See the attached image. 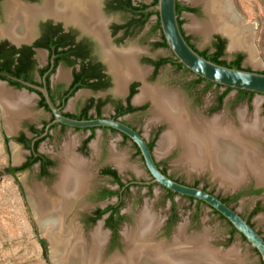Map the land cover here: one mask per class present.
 Here are the masks:
<instances>
[{"label": "flooded vegetation", "instance_id": "1", "mask_svg": "<svg viewBox=\"0 0 264 264\" xmlns=\"http://www.w3.org/2000/svg\"><path fill=\"white\" fill-rule=\"evenodd\" d=\"M8 1L11 0H0V27L3 28L9 26ZM15 1L41 10L36 19L32 20L30 35L23 34V37L19 38L22 40L18 41L9 36L0 37V85H4L12 94L27 96L31 103L27 105L25 114L16 116L19 127L13 133L12 139L21 146L25 158L20 166L11 167L14 171L10 174L29 172L32 178L35 173L38 186L48 189L47 191L55 196L57 194L54 192V185L60 179V169L68 162L70 156H78L80 161L84 159L86 163L81 162L91 177L86 191L76 199L73 210L66 219V225L72 223L78 226L90 244L91 232L102 223L103 229L108 233L102 256L106 254L110 258L114 254H121L128 246L125 243V230L136 228L138 225L133 213L123 211L131 188H146L150 195L158 185L138 186L132 185L134 181H140L137 178L124 180L121 172L124 168L120 169L115 163L116 135H119L123 142H130L134 146L147 172L148 169L138 146L123 133L110 127L79 129L54 123V113L49 108L42 89L47 90L54 106L67 118L78 121L114 120L133 128L147 141L156 164L163 173L182 184L201 188L199 183L191 184L172 176L160 163L156 149L163 131L161 128L150 140L125 120L127 116L148 110L146 99L138 102L137 97L143 87L149 86V82L158 78L162 69L171 66L178 71L192 72L178 62L168 47L159 14L151 10L157 5H154V0H97L94 24H86V19L77 21L61 14H44L42 10L46 7L47 0ZM178 3L181 4L180 1ZM184 13L189 12L181 13L182 21ZM181 28L184 34L189 36L184 29V21ZM190 37L194 49L202 52L193 43L192 36ZM216 37L225 40L221 36H215L210 47L211 52L214 50L212 46ZM167 50L171 51V56L166 55ZM119 54L124 58L133 57L136 68L142 72L140 76L127 77L121 92L118 91L119 76L115 71L116 63L113 62ZM242 68L244 69L243 64ZM195 77L189 84L190 89L194 90L202 83H205L204 90L212 87L218 89L216 106L208 111L210 114L223 110L226 98L232 91L239 93L238 101L244 99L239 90H232L220 101L219 97L226 92L227 87L209 81L194 84L198 79V76ZM220 89L223 91L220 92ZM0 107L4 112L1 99ZM130 108L132 110H129ZM5 118L4 113V121ZM6 139L9 144L11 139L8 135ZM148 174L149 180L142 181L152 180L149 172ZM164 190L173 206L166 217H157L160 226L153 239L158 244L174 241L181 220L180 213L174 206L175 197L179 195L169 197L168 190ZM204 190L215 194L208 188ZM254 190H262V187ZM261 194L255 196L259 197ZM190 201L199 203L197 200ZM192 221L196 224L199 216H194ZM234 235L232 229L230 238ZM186 236L189 239L197 237L193 234Z\"/></svg>", "mask_w": 264, "mask_h": 264}, {"label": "rangeland", "instance_id": "2", "mask_svg": "<svg viewBox=\"0 0 264 264\" xmlns=\"http://www.w3.org/2000/svg\"><path fill=\"white\" fill-rule=\"evenodd\" d=\"M179 1L183 5L192 6L198 10L197 14H183L184 29L187 35L192 36L193 43L199 50L203 51L210 48L214 37L221 36L219 33L210 32L205 35L189 28L193 19L209 21V16L205 13L204 5L194 4L188 0ZM230 2L233 9L236 11L237 17L244 20V22L240 24L243 26V23H245L251 26L252 33L245 39L248 49H241L242 51L239 52L236 50L230 51V53L227 52L228 42L225 39L226 51L224 60L230 62L238 54H242L244 55V69H251L252 71L263 73L264 0H230ZM153 20H155V17ZM239 28L240 27H237V32H240ZM166 55L171 56V51L167 50ZM195 78V75L190 72L178 71L168 66L162 69L158 78L153 82H149L148 85L150 87L168 90L179 95L185 104V110L187 109L186 115L189 118L197 117L201 120H210L217 116H224L225 120L231 121L238 127V113L240 110H244L247 114V118L251 120L257 115L262 124H264V96L255 95L251 101H248V98L238 101L239 93L237 91H232L226 98L223 110L210 114L208 111L216 106L218 89L212 87L211 89L204 90L205 83L200 84V86L194 90L190 89L189 84L194 81ZM221 91H223V89H220V92ZM145 102L149 105L147 111L127 116L125 120L129 121L150 140L153 139L154 133L161 128L163 131L160 137L162 138L169 130L170 125L165 121L156 120L152 101L146 99ZM256 102H259L258 107ZM4 113L6 117L5 121ZM7 118L6 109L4 108L3 112L0 107V264H52L50 262V253H52L51 244L44 233H40L41 228L31 195L32 191L38 187L39 184L35 178V173L31 178L29 172H16L14 175L6 172V170L12 166H20L25 158L21 146L12 139L13 133L19 127V120L12 132L10 128H8L9 121ZM7 135L11 139L9 144L6 142ZM159 142L156 155L160 163L163 164V167H166L172 176L182 178L191 184L199 183L202 189L208 188L211 192L215 193L214 195L217 197L224 199L231 198L244 190L252 188L254 190L259 184L262 185L263 194H261V196H243L238 201L231 203V206L245 219H250L254 228L264 237V182L260 183L253 175H248L247 178L238 184L222 183L218 178L213 176L209 169L198 171V169H192L183 164L181 158L183 157L184 149L181 145H176L168 152L161 153L159 152ZM257 142L260 149L263 151L264 139L257 140ZM118 161L120 162L119 165L122 167L118 166ZM116 165L120 169L124 168L121 172L126 181L129 178H137V180L140 181L149 180L150 176L141 158L137 156L134 146L130 142H123L119 135H116ZM117 188L116 186V189ZM258 204L260 205V212L251 217L253 210ZM172 206V203L167 198V192L163 188L155 186L153 192L149 195L148 189L134 186L131 188V194L126 200L123 211L133 213L138 223H141L139 222L140 215L148 210L153 214L157 226L156 229L158 230L160 224L157 217H166L171 211ZM174 206L179 211L181 217L178 224L180 227L179 229L183 228L185 240L188 244V246H184L182 249H188L191 250L190 253H195L198 251V247H195L194 249L196 250L194 251L193 248H191V244H195L202 238H205L214 251L220 252L221 255L223 254V259L220 263L219 261L214 262V260L209 259H199L189 260L188 264H262L260 255L241 235L235 233L230 241L232 234L231 225L208 206L197 202H191L189 199L179 196L175 197ZM194 216H199V221L196 224H193L192 221ZM71 225L78 227L72 223ZM139 225L140 224H138L136 228L125 230V232L138 229ZM157 230H155V234ZM125 232L124 235H126ZM186 234L188 236L193 234L197 237L196 239H189ZM40 240H45L46 243L49 242L47 243L46 253ZM85 241L84 244L88 246V239ZM125 243H127V241ZM154 243L158 242L154 241ZM165 244L170 247L174 245V241ZM213 246L217 249H222V251L213 248ZM127 248L128 247H125V250L119 255H125ZM188 250L186 251L188 252ZM108 258L109 256L105 254L103 260L105 259L104 261H108ZM53 261L54 264H56L54 259Z\"/></svg>", "mask_w": 264, "mask_h": 264}, {"label": "bare ground", "instance_id": "3", "mask_svg": "<svg viewBox=\"0 0 264 264\" xmlns=\"http://www.w3.org/2000/svg\"><path fill=\"white\" fill-rule=\"evenodd\" d=\"M188 1L204 5L209 16V21L193 19L189 25L191 30L205 35L220 32L230 37L231 48L248 49L245 39L252 33V27L245 23L243 26L240 24L244 20L233 12L230 0ZM45 3L46 7L42 10L44 14H61L77 21L86 19V24H94L96 21L94 17L97 15V0H47ZM40 10L15 0L8 1L9 26L0 27V37L9 36L18 41L22 40L19 38L23 34L30 35L32 20L36 19ZM237 27H240V32L236 31ZM113 62L116 63L115 71L119 76V92L125 86L127 77L142 74L131 56L124 58L120 55ZM0 99L8 115V128L13 132L18 123L16 116L25 114L27 105L31 104L30 99L10 93L3 85H0ZM145 99L152 101L156 120L170 125L159 142V152H168L174 146L181 145L184 149L181 158L183 164L198 171L209 169L222 183L238 184L248 175H253L260 183L264 182V150L260 149L257 142L264 139V124L257 115L250 120L246 112L240 110L239 126L236 127L231 121L225 120L224 116L210 120L189 118L180 96L168 90L145 86L137 101ZM256 105L258 107L259 102ZM78 158L80 157L70 156L60 169V179L54 185L57 195L53 196L48 189L40 186L31 193L40 228L51 244L52 257L56 264H188L189 260L209 259L220 263L223 259V254L214 251L205 238L191 244V248L195 251L194 248L198 247L199 252L190 253L191 250L186 249L187 252L182 249L188 246L183 228L175 236L174 245L169 247L165 243H154L157 226L153 214L147 210L140 215L139 228L125 232L128 245L126 254L104 261L102 255L108 233L103 230L102 224L92 231L89 246L84 244L85 238L78 227L71 224L66 227V219L73 210L76 199L86 191L91 177L84 167L86 161L81 160L85 162L83 164ZM119 163L118 161V166L122 167Z\"/></svg>", "mask_w": 264, "mask_h": 264}, {"label": "water", "instance_id": "4", "mask_svg": "<svg viewBox=\"0 0 264 264\" xmlns=\"http://www.w3.org/2000/svg\"><path fill=\"white\" fill-rule=\"evenodd\" d=\"M178 1L179 0H158L157 5L151 9L153 12L159 14L161 28L165 36L167 45L178 59V62L189 71L194 73L196 76L211 83L231 88L233 90L248 91L253 92L257 95L264 96V73L252 70L248 71L245 69L240 70L218 65L202 57L199 52L196 51L188 43V41L186 40V34H184L183 29L179 24V16L177 13ZM233 12L236 13L235 10H233ZM216 33H219L223 39L227 40V52L230 53V51L233 50H236L238 52L242 51L240 48H231L230 37L220 32ZM42 92L47 98L49 108L54 113V123H59L79 129L110 127L129 137L138 146L145 161L148 172L152 177V180L134 181L132 185H158L179 196L193 198L204 203L210 209L214 210L226 221H228L233 226V228L236 229L237 233L245 238L247 243L258 252L261 257L262 263L264 264V237L248 222V220L245 219L232 206L224 203L216 195L202 188L182 184L172 179L167 174L163 173L157 166L156 160L151 149L148 146L147 141L137 131L124 123L114 120L78 121L67 118L62 115L61 111L54 106V104L50 100L47 90L42 89ZM261 187L263 186L260 184L257 186V188ZM40 233H42L41 230ZM213 248L217 249L215 246H213ZM217 250L222 251V249ZM115 256L116 254L111 256L109 259ZM50 262L54 264L52 253H50Z\"/></svg>", "mask_w": 264, "mask_h": 264}, {"label": "trees", "instance_id": "5", "mask_svg": "<svg viewBox=\"0 0 264 264\" xmlns=\"http://www.w3.org/2000/svg\"><path fill=\"white\" fill-rule=\"evenodd\" d=\"M158 3V0H154V5H156ZM185 11V12H189V13H194V14H197L198 13V10L196 8H190V7H186L184 5H181L178 3L177 5V13H178V16H179V24L180 26H182L183 24V21L181 20V13ZM160 27V25L158 26ZM190 39L191 37L190 36H186V40L188 41V43L193 47V45L190 43ZM166 44V43H165ZM194 48V47H193ZM212 49L213 52H211V48H208L202 52H199V54L204 57L205 59H208L218 65H222V66H225V67H229V68H235V69H240V70H243L242 68V64H243V61H244V55L242 54H238L234 60L228 62L226 60H224V55H225V50H226V41L225 40H222L220 37H216V41L215 43L213 44L212 46ZM196 50V49H195ZM197 51V50H196ZM182 66V65H180ZM245 70H248V69H245ZM250 71V70H248ZM264 73V72H263ZM203 81H206L200 77H198V79L194 82V84H199ZM233 89L231 88H227L226 92H224V94L222 96L219 97V100L221 101L223 98L226 97V95L232 91ZM240 94H241V97L243 98H249L250 100L253 98V96L255 95V93L253 92H248V91H241L239 90ZM129 110H132V108H130ZM8 141V139H6V142ZM151 147H153V145H150ZM14 169H12L11 167L8 168L6 170L7 173H13ZM263 192V190H253L252 189H249V190H244L240 193H238L236 196L234 197H231V198H227V199H223V198H220L224 203L228 204L231 206V203L233 202H236L238 201L241 197L243 196H249V195H260L261 193ZM168 195L169 197H174L175 193H172L170 191H168ZM192 201H195V199L193 198H188ZM200 204L202 202L198 201ZM117 210V208H116ZM260 205L258 204V206L253 210L252 214H251V217L255 216L257 213L260 212ZM216 213V212H215ZM223 218V217H222ZM248 222L252 225L251 223V220L248 219ZM229 223V222H228ZM230 224V223H229ZM231 225V224H230ZM253 226V225H252ZM232 229H233V232L234 233H237L236 229L233 228V226L231 225ZM245 239V238H244ZM232 240V238H230V241ZM229 241V242H230ZM40 243L42 244V246L44 247L45 249V253L47 251V243L45 242V240H40ZM256 251V250H255ZM257 252V251H256ZM258 253V252H257ZM263 264V263H262Z\"/></svg>", "mask_w": 264, "mask_h": 264}]
</instances>
